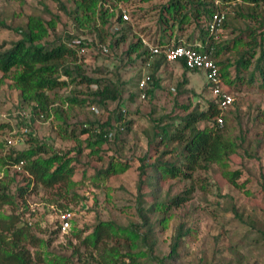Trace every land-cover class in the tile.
I'll return each instance as SVG.
<instances>
[{
    "label": "trees",
    "instance_id": "1",
    "mask_svg": "<svg viewBox=\"0 0 264 264\" xmlns=\"http://www.w3.org/2000/svg\"><path fill=\"white\" fill-rule=\"evenodd\" d=\"M55 1L62 9H66L60 0ZM134 1L72 0L74 7L70 13L74 14L78 25L93 26L96 36L94 45L106 43L110 36L106 44L111 52L113 45L126 43L129 30L134 26L131 19H122L118 4L125 6L129 13L127 7ZM215 1L161 0L151 3L153 7L142 9L143 12H152L155 20L154 29L149 28L147 31L151 34L145 33L148 36L146 39L154 45L188 44L200 51H210L224 86L227 84L234 90L257 89L264 93V0H241L235 7L238 9L241 4H248L252 6V11L245 13L237 10L234 15H226L221 28L231 27L239 33L231 39L223 40L210 35L207 29V23L216 7ZM218 1L221 7H225L232 0ZM230 19H250L257 22V25L246 24L241 28ZM55 24L53 18L29 15L25 25L17 28L18 38L0 42V88L6 86L16 90L20 108L28 109L33 116L43 113L46 118L52 110L55 117L62 120L59 124L61 137L76 142L74 147L61 151L36 136L29 127L22 142L7 145L4 135L13 125H26L27 122L22 115H11L9 111L5 119L0 120V264H145V257H153L157 227H169L174 209L189 200L191 189L145 205L141 184H152L155 193L157 187L167 180L190 179L196 171L216 165L231 185L238 186L240 170L231 169L229 162L231 155L240 146L242 137L235 132L228 117L222 115L217 97L209 99L204 109L197 103L193 105L191 101L175 103L174 113L167 116L169 121L154 124L153 139L159 138V143L174 144L176 158L155 159L151 163L143 162L139 165L137 189L138 197L141 198L137 212L140 221L122 225L112 220H97L86 226L84 235V230H75L72 226V234L78 244L73 245L71 255L49 256L43 253L40 247L45 239L39 234L41 231L38 232L37 221H30L26 216L28 195L43 188L52 194L47 204L49 211L54 212L50 205L67 209L59 199L69 194L77 196V181L73 175L77 155L82 150L81 143L89 149L88 154L99 156L103 146L117 137L116 134L110 137L114 121L124 120L123 112L117 107L102 119H86L76 123L66 121L71 109L82 106L87 100L103 105L119 100L121 85L101 76L87 75L80 70L81 65L76 61L82 55L78 56L77 49L92 46L93 41L80 39L75 42L70 35L66 38L58 35L47 41ZM243 32L246 38L242 36ZM123 53L130 62L138 59L145 61L150 56L147 45L139 35L129 41ZM175 63L184 72L196 70L185 67L182 61ZM165 65L167 62L163 54L151 57V64L147 67L151 75V85L145 88L147 98L154 93V87H159L157 73ZM187 82V79L183 80V84ZM92 85L94 87L91 89ZM205 87L209 90L206 82ZM63 88L69 91L60 92ZM190 92L191 96L197 95L192 90ZM136 94H139V90ZM56 101L58 103L54 104ZM218 115L221 122L217 121ZM256 118L264 125V106ZM123 124L130 130L132 121L124 120ZM262 131L263 137L264 129ZM72 151L75 154H71ZM20 160L23 165L22 170L18 171L13 165ZM128 166L127 162L111 157L107 165L97 169L92 177L103 181L125 171ZM148 168H151L152 173L148 172ZM17 174L23 175L21 181H17ZM4 206L9 207L7 212L2 211ZM156 213L162 215L153 218ZM58 229L55 223L50 232ZM187 234L195 237L192 227L184 228V224L179 221L173 228L168 254L156 258L157 264H168V261L176 260L182 240Z\"/></svg>",
    "mask_w": 264,
    "mask_h": 264
},
{
    "label": "rangeland",
    "instance_id": "2",
    "mask_svg": "<svg viewBox=\"0 0 264 264\" xmlns=\"http://www.w3.org/2000/svg\"><path fill=\"white\" fill-rule=\"evenodd\" d=\"M60 1L66 9H62L55 0H0V42L18 38L17 28L25 25L29 15L55 20V29L47 37V41L58 35L65 38L70 35L75 42L80 39L93 41L92 46H85L84 53L80 54L82 57L76 62L87 75L101 76L120 83V98L106 105L87 100L82 106L71 109L66 121L76 123L86 119H102L112 109L119 107L124 120H131L132 124L130 130H127L123 119L114 121L110 137L115 134L117 137L103 146L99 156L88 154L89 149L81 143L82 150L77 155L73 175V179L77 181V196L69 194L59 199L65 208L73 212L74 218L69 229L50 232L57 222L55 211L47 209L48 199L52 198L48 190L38 188L28 195L26 216L30 221H37L38 232L41 231L39 234L45 239L40 249L49 256L71 255L73 245L78 244L72 234V226L75 230H84L81 232L84 235L86 226L97 220H112L122 225L139 222L137 204L141 197H138L137 185L140 163L176 158L174 144L159 143V138L153 139L154 124L168 122L167 116L174 113L177 102L191 101L193 105L197 103L204 109L207 101L214 97L205 87L206 80L202 70L184 72L176 63H167L157 73L159 87H154L151 96L147 98L136 94V81L141 75L142 64L139 59L130 62L123 51L137 35L147 38L151 34L147 31L149 28L154 29V17L152 12H143L142 9L153 7L151 3L161 0H135L128 5L129 18L134 26L129 30L126 43L113 45L107 55L100 53L94 45L96 36L93 26L78 25L74 14L70 13L74 7L72 0ZM237 10L247 13L252 11V6L241 4L238 9H227V16L234 15ZM230 20L241 28L246 24L257 25V22L250 19ZM238 33L231 27L221 28L216 39H231ZM242 36L246 38V33L243 32ZM109 41L110 36L106 43ZM184 79L188 81L186 84H183ZM225 85L233 100L221 113L228 117L235 132L242 137L240 146L231 155L229 162L231 169L240 170L238 186L231 185L216 165L196 171L190 179L167 180L157 187L155 193L152 184H141L145 205L191 189L189 200L174 209L169 227H157L153 257H145V264H157L156 258H163L168 254L171 234L179 221L184 224V228L192 227L195 237L187 234L182 240L179 256L176 260L168 261V264H264V135H261L264 125L256 118L264 106V93L257 89L234 90L232 86ZM93 87L94 85L90 88ZM80 89L86 90L85 87ZM190 90L197 95L191 96ZM68 91V88L60 90L63 93ZM57 103L58 101L54 104ZM8 111L11 115L28 114V117L23 116L29 124L28 130L30 127L36 136L55 149L66 151L76 145L74 140L61 137L59 124L62 120L56 118L52 110L46 118L39 120L28 109L20 108L16 90L4 86L0 88V120L5 119L6 116L2 114L7 115ZM21 125L14 127L19 128ZM71 154L75 152L72 151ZM111 157L127 162L128 168L106 180H94L92 176L95 171L105 167ZM148 172L152 173L151 168H148ZM22 177V174H17V181H21ZM8 208L4 206L2 211L7 212ZM161 215L156 213L152 217Z\"/></svg>",
    "mask_w": 264,
    "mask_h": 264
},
{
    "label": "built area",
    "instance_id": "3",
    "mask_svg": "<svg viewBox=\"0 0 264 264\" xmlns=\"http://www.w3.org/2000/svg\"><path fill=\"white\" fill-rule=\"evenodd\" d=\"M241 0H232L225 7L220 6L218 0L215 1L216 7L212 13L211 19L207 23V29L210 35L216 37L218 31L221 29L223 20L227 15V9L234 8L240 3ZM118 8L121 11L122 19L129 20V13L125 7L121 4H118ZM141 41L147 45L150 56L145 61H141L142 71L141 75L136 81L137 88L139 90V95L141 97L145 96V88L149 85L151 80V75L147 71V67L151 64V57L155 54H163L164 59L167 63H175L177 61H182L185 67L189 69L202 70L208 85L209 91L214 97L218 98V107L222 110L231 104L233 97L230 93L227 92L225 86L223 85L220 72L217 64L210 56V51H200L193 48L190 45L178 44V45H154L150 43L144 36L139 35ZM79 41V40H78ZM97 49L102 54H109L110 50L106 43H98ZM198 46H200L198 44ZM85 46H81L77 49V54H83L85 51ZM93 108V107H92ZM22 115V114H20ZM2 116H6L2 114ZM28 117V114L22 115ZM37 119H43V113L34 115ZM217 121L221 122L220 115L217 116ZM28 132V128L25 125H21L19 128L12 126V128L4 136V140L7 145H16L22 142L25 139V134ZM23 161L20 160L13 165V167L21 171ZM50 208L56 213V220L58 228L60 231H66L70 228L71 219L73 218V212L69 209H58L54 205H50Z\"/></svg>",
    "mask_w": 264,
    "mask_h": 264
}]
</instances>
